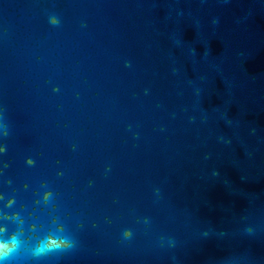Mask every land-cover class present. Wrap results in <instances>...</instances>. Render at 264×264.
Returning <instances> with one entry per match:
<instances>
[{"label":"water","instance_id":"obj_1","mask_svg":"<svg viewBox=\"0 0 264 264\" xmlns=\"http://www.w3.org/2000/svg\"><path fill=\"white\" fill-rule=\"evenodd\" d=\"M4 125L0 264H264V0H0Z\"/></svg>","mask_w":264,"mask_h":264},{"label":"clouds","instance_id":"obj_2","mask_svg":"<svg viewBox=\"0 0 264 264\" xmlns=\"http://www.w3.org/2000/svg\"><path fill=\"white\" fill-rule=\"evenodd\" d=\"M0 128L4 129L3 135L7 136L8 132H7V127H6V125H4V126H0ZM3 151H4V149H0V152H3ZM248 231L250 232L251 229H248ZM128 238H129V236H128V234H126V239H128ZM0 247H3V246L0 245Z\"/></svg>","mask_w":264,"mask_h":264}]
</instances>
